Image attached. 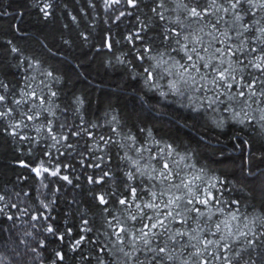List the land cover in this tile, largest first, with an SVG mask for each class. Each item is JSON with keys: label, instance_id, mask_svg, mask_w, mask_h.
Wrapping results in <instances>:
<instances>
[{"label": "trees", "instance_id": "16d2710c", "mask_svg": "<svg viewBox=\"0 0 264 264\" xmlns=\"http://www.w3.org/2000/svg\"><path fill=\"white\" fill-rule=\"evenodd\" d=\"M45 4L51 5L48 18L40 11ZM91 4L94 7L89 0H0V84L7 85L6 89L0 87V94L9 97L7 107L18 109L13 117L0 122V195L5 196L0 207L9 205L0 213V264H53L56 251L65 255V260L57 261V264H99L100 260L109 264L112 255L109 252L100 256L98 244L86 241L79 250L72 252L69 242L80 235L107 242V237L100 234L103 228L93 207L92 193L102 190L126 194L124 173L130 164L122 157L127 154L133 160L138 159L135 149L129 147L133 143L129 136L135 138L137 147L150 148L152 153L158 154L166 145H172L177 160L187 157L178 169H182V175L189 171L196 174L202 168L208 183L215 182L217 177L226 181L224 185L217 184L219 191H212L226 202L223 205L226 209L238 207L241 218L256 219L259 231V223L264 221V121L257 118L241 125L235 122L231 113L223 111V105L209 107L206 98L198 93L172 94L167 87L168 78L145 82L144 68L154 61L147 56L144 60L138 59L145 55L144 46L153 47L150 55L165 50L176 60L183 55L171 51V47H175L171 41H163V21L152 20L148 31L142 33L145 35L143 42L134 40L130 43L125 39L138 30L136 17L145 23L153 17V0H141L138 9L118 5L115 12H105L102 0H91ZM174 7L173 0H168L167 8ZM121 10L133 14L113 23L114 16ZM175 15L166 12L170 18L174 19ZM262 17L264 10L257 14V19ZM109 35L112 37L111 49L104 45L105 37ZM13 48L18 51L13 52ZM48 72L53 74L52 77L47 76ZM25 90H35L38 95L50 91L57 93L52 98V107L59 117L55 121L57 125L67 121L79 126L83 116V126L94 133V139L103 135L117 141L106 145L103 153H96L105 157L103 162L85 158V164L102 163V169L112 173V179L102 189L87 183L88 176L99 175L101 170L82 167L80 163L79 154L85 151L86 136L79 140L75 151L69 150L72 151L69 156L60 155L65 151L61 145L51 147L53 141L46 132L36 131L47 119H54L52 117L42 115L37 121L27 122L28 127L19 129L20 136L34 139L23 140L4 131L21 119L19 113L27 111L28 104L15 106L10 102L21 98ZM77 97L83 101L82 105ZM251 115L258 117L259 113ZM113 128L116 131H112ZM73 143L76 144L75 139ZM45 152H51V157L45 156ZM150 156L148 151L143 152L144 160L154 164ZM41 161L49 168H55L58 163L70 164V168L61 171L70 176L73 185L47 173L37 177L31 168ZM21 162L29 167L21 166ZM184 164L193 167L188 169ZM133 183L140 193L139 186L147 187L150 182L140 177ZM77 184L79 187H74ZM58 188L59 192L56 191ZM25 192L29 195L24 196ZM53 200L54 204L51 203ZM73 200L76 202L70 203ZM41 201L49 204L48 210L41 207ZM231 201L239 203L231 205ZM12 203L28 207L29 215L11 208ZM40 212L55 217L52 222L61 231L71 228L72 236L61 242L45 232L48 221L31 220V215ZM81 212L89 220L88 227L93 228L92 232L80 231ZM9 215L13 216L12 220L7 219ZM41 242L43 247H40ZM33 248L35 252L31 251ZM249 259L255 264H264V237L257 242L254 251L249 249L243 254V260Z\"/></svg>", "mask_w": 264, "mask_h": 264}, {"label": "snow or ice", "instance_id": "6c2138e0", "mask_svg": "<svg viewBox=\"0 0 264 264\" xmlns=\"http://www.w3.org/2000/svg\"><path fill=\"white\" fill-rule=\"evenodd\" d=\"M153 2V17L149 18L148 23L136 17L139 21L138 30L125 39L130 43L134 40L143 42L145 35L142 33L148 31L152 20L163 21V41H171L175 45H169L171 51L183 55L180 60L173 58L167 50L150 55L154 51L153 47L144 46L145 55L138 56V59L144 60L147 56L154 61L148 68H144L145 82L168 78L167 87L172 94L183 96L186 92L198 93L206 98L209 107L223 105V111L231 113L238 124L243 125L246 121L252 123L257 118L264 121V17L257 19V14L264 10V0H173L175 7L171 10L167 8L168 0ZM89 3L94 7L91 0ZM140 3L141 0H102L105 12H115V6L122 4L126 9H138ZM50 8V4L41 7L40 11L45 18L51 15L48 11ZM169 11L176 13L174 19L166 16ZM132 14L131 11L121 10L114 16L113 23ZM111 41L112 37L106 36L105 47L111 49ZM12 51L17 52L18 49L13 48ZM52 75L51 72L47 73L49 77ZM0 87L6 89L7 85L0 84ZM56 96L54 91L44 95H38L35 90L22 91L21 98L11 99L10 102L15 106L28 104L29 107L27 111L19 113V121L8 125L4 131L17 137L20 136L19 129L29 126L27 122L37 121L42 115L52 117L54 119H47L36 131L46 132L47 137L53 141L51 147L61 145L65 151L60 152L59 148L57 151L60 155L69 156L75 151L79 140L86 136L85 151L79 154L80 163L82 167L101 170L99 175L94 173L88 176L87 183L99 185L102 189L112 179V173L103 170L102 163L85 164V158L103 162L105 157L97 156L96 153H103L106 145L117 141L103 135L98 140L94 139V133L83 126V116L80 117L79 126L70 125L67 121L57 125L55 121L59 117H56L55 108L52 107V98ZM76 100L79 105L83 104L78 97ZM8 103L9 97L0 94V122L13 117L18 111L15 107H7ZM76 111L79 112V107ZM255 112L259 113L258 117L251 115ZM56 128L67 131L57 132L54 130ZM112 131L116 129L113 128ZM20 139L34 138L20 136ZM128 139L133 141L129 147L135 149L138 159L133 160L127 154L122 157L130 164L128 171L124 173L126 194L118 195L116 192L102 190L92 193L93 207L103 228L100 234L107 237V242L89 240L86 235H80L78 239L72 238L69 242L70 251L79 250L88 241L98 244L100 256L110 252L113 259L109 264H240L244 253L249 249L255 250L257 242L264 237V221L259 223L260 230L257 231L256 219L249 221L247 216L241 218L238 207L229 206L226 209L223 206L226 202L218 198L212 189L219 191L217 184L224 185L226 181L217 177L215 182L208 183L204 180L202 168L196 174L189 171L182 175V169H178L181 161H185L187 157L177 160L172 145H166L157 154L152 153L150 148L137 147L134 137L129 136ZM144 151L151 153L150 159L155 161L154 164L144 160ZM44 155L51 157L52 153L45 152ZM141 161H144L143 165ZM21 166L29 167L24 162H21ZM70 167V164L58 163L55 168H49L41 161L31 171L37 177L47 173L58 177L67 185H73L70 176L61 171L62 168ZM184 167L191 169L193 166L184 164ZM140 177H145L150 183L147 187L141 184L138 193V186L133 182ZM56 191L59 192V188ZM16 195L19 196L20 193ZM23 195L29 194L25 192ZM4 200L5 196L0 195V201ZM74 202L76 201L70 203ZM51 203L54 204L55 200ZM238 203L230 202L231 205ZM40 205L45 210L49 209V204L44 201ZM6 207L9 205L0 207V213ZM10 207L23 215H29L28 207H20L16 203H12ZM84 215V212L80 213V231L92 232L93 228L88 227L89 220ZM7 219L12 220L13 216L9 215ZM40 219L48 221L44 230L57 240L64 242L66 237L72 236V229L66 227L61 231L52 222L55 217L50 213L31 215L33 221ZM43 246L41 242L40 247ZM237 247L239 251L236 250ZM31 251L35 252L36 249ZM64 260L65 255L56 251L53 264ZM99 264H105L104 260H100ZM243 264H255V261L243 260Z\"/></svg>", "mask_w": 264, "mask_h": 264}]
</instances>
